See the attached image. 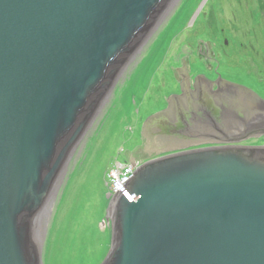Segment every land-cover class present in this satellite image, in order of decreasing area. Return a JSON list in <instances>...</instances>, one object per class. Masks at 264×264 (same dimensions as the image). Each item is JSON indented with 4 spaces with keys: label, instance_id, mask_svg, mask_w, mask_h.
Instances as JSON below:
<instances>
[{
    "label": "water",
    "instance_id": "water-1",
    "mask_svg": "<svg viewBox=\"0 0 264 264\" xmlns=\"http://www.w3.org/2000/svg\"><path fill=\"white\" fill-rule=\"evenodd\" d=\"M170 2L173 10L180 0H0V264H43L48 209L65 166L144 33L169 20ZM199 77L205 86L209 73ZM210 79L232 100L254 95L253 111L264 115L258 87ZM182 87L192 89L189 61ZM163 115L144 120L141 146L123 153L129 162L144 157L145 124ZM207 118L187 115L189 127L162 139L190 143L212 129ZM260 137L264 123L212 147L156 146L169 150L130 163L132 177L113 199L105 194L111 229L101 264H264V143L239 145Z\"/></svg>",
    "mask_w": 264,
    "mask_h": 264
},
{
    "label": "rangeland",
    "instance_id": "rangeland-1",
    "mask_svg": "<svg viewBox=\"0 0 264 264\" xmlns=\"http://www.w3.org/2000/svg\"><path fill=\"white\" fill-rule=\"evenodd\" d=\"M201 1L207 2L199 10ZM177 10L176 18L168 20L163 31L159 32V26L157 34L154 32L157 41L151 40L143 46L139 58H132L122 69L113 88L114 96L96 113L73 150L56 191L45 241L40 242L43 264L54 261L61 264L65 257L67 241L62 242L66 236L63 223L78 194L81 179L86 178L98 197L100 213L96 223L105 239L100 257L92 258V250H87L81 264H101L109 249L111 229L106 219L108 201L104 199L106 170L114 159L130 164L124 151L131 152L141 146L144 120L166 109L168 96L182 93L179 91L181 67H187V61L192 86L199 87V80H192L209 73V79L230 77L256 86L264 97V0L261 5L256 0H186ZM224 38L228 47L223 45ZM197 49L206 50L207 59ZM248 144L257 145L253 141ZM75 218L80 221V215ZM75 255L76 252L72 253Z\"/></svg>",
    "mask_w": 264,
    "mask_h": 264
},
{
    "label": "flooded vegetation",
    "instance_id": "flooded-vegetation-1",
    "mask_svg": "<svg viewBox=\"0 0 264 264\" xmlns=\"http://www.w3.org/2000/svg\"><path fill=\"white\" fill-rule=\"evenodd\" d=\"M256 1H259L261 5V0H256ZM204 2H207V1H201L199 7H201ZM256 6H258V3L256 4ZM219 33L223 35V30H220ZM223 45L224 47H228V42L225 38L223 39ZM199 50L200 49H197V51L200 52V54L204 56L205 59H207V55L204 53L206 50H204L203 52ZM201 79L202 78L197 77L196 79H193L192 82L199 80L200 81L199 83L202 86L203 81H201ZM225 84H228V83H225ZM219 85L220 84L218 81L209 79L208 82L205 83V86H202V88L204 87L203 88L204 91L202 89L198 90L199 87L198 86L196 87L195 85H193L191 90L185 89V87H182L181 94L184 95L182 98H181V94L179 95L172 94L170 99L167 101V103L169 104L168 110L163 111L165 109L163 108L162 112L164 113V115L162 117L159 116L161 122H158V121L151 122L150 124L148 123V124H145L144 126L146 135L145 137H143L144 144L141 149L142 150L141 152L144 154V157L143 158H140V157L132 158L130 163L135 162L137 165H139L149 159L156 157V156L152 157L151 155L153 154L160 155V153L162 154L165 151L169 150V149H162L160 151H156V148H157L156 146H158L159 148L160 146L170 144L168 145V147H170L171 145H174L175 148H185V149L186 147L188 148L189 147L199 148V147H209V146L212 147V146H216V144H219L224 139L234 138L236 135L239 134V132L246 131L247 128L250 129L256 125L261 126L262 123H264V115H261L253 111L257 103L254 95L247 92V93H244V96H241L242 98H237L235 100H232L229 98L227 94L217 89L219 88ZM214 89H217V90L214 91ZM197 90L199 93H197ZM179 91H180V88H179ZM203 92L204 94H202ZM217 98H219V100L222 101V104H220L219 101L216 102ZM176 100L179 101V105H178V108L174 109V104L176 103ZM169 102H171V104ZM230 108H233V109L231 110ZM246 108L251 110V112H248L249 114L247 115V119H245L246 114L244 113ZM203 113L206 114L208 117L207 123H209L210 119H212V121L214 120V124L212 125V129H210V125H209L210 123L207 124L208 127L206 131L201 132L199 135L193 136V138H196L194 139V141L183 145L181 143L182 142L181 140H180L181 142L179 140L177 141L175 140L174 142V139L171 140L169 137H168V140L165 138L162 139V135L163 136L166 135L167 132L171 136L170 132L171 131L175 132L176 128L182 130L184 126L189 127L190 126L189 124H185L183 122V119L187 117V115H188L190 122L191 121L195 122V118L197 116H201ZM228 115L233 116L231 117V120L227 118L226 121H223L224 118H226ZM242 116H245V117H242ZM218 117L220 118L224 117V118L223 120H220ZM177 118L181 121L177 122ZM179 122L183 124V127L181 126V124H179ZM216 124H217L216 127H220L218 129H223V131L226 134L224 135L217 134L214 131L215 129L214 125ZM192 125L193 124H191V126ZM250 141L256 142V144L264 143V139L260 137V138H250L248 140L242 141L239 143V145H251V144H248V142ZM172 142H174V144ZM174 147H172L171 150L175 149Z\"/></svg>",
    "mask_w": 264,
    "mask_h": 264
},
{
    "label": "bare ground",
    "instance_id": "bare-ground-1",
    "mask_svg": "<svg viewBox=\"0 0 264 264\" xmlns=\"http://www.w3.org/2000/svg\"><path fill=\"white\" fill-rule=\"evenodd\" d=\"M170 1H173V0H170ZM167 6L168 7H166V10L168 9V12H170L169 17H168L169 21L174 20L177 16V13H178L177 9H179V7H174L173 10H171L170 7L172 6V2H170V4L168 3ZM163 13L164 11L162 12L161 15H163ZM159 19L160 18H158L154 22L153 27L148 28L147 31L144 33L143 35L144 46L147 43H149L151 40H152L151 42L157 41L158 35L155 37L157 33L155 32L156 34H154V31L155 29H157V27L160 26L161 21ZM165 26H166V23L161 25L159 32L162 29L164 30ZM142 48L139 49V47L137 46L134 49V52L131 56H133V58L138 57L143 50ZM141 60L142 59H140L137 62V64L140 65ZM260 89L263 91L261 87ZM112 93H114V90ZM113 96H114L113 94L111 96L107 95L106 99L100 105L101 108H103L106 105V102L108 101V99H111ZM138 101H142V100L138 99ZM91 124H92V121H89V123L87 124V128ZM84 136L85 135H83V137ZM122 167H124V164L121 161L114 159V161H111L109 167L106 170L105 178L107 174L108 175L111 174V177H113L114 179L119 178V176L124 172V170L121 169ZM135 169H136V166L133 165L132 171L134 172ZM127 181H125V183ZM125 183H122V186ZM105 186H106V183H105ZM94 191H95L94 187L90 183L89 178L81 179V182L78 188V194L76 195V198L72 200V204L70 208L68 209L66 219L64 220V223H63V226H64L63 234L66 236L62 238V242L65 243L67 241V245L65 246V249H64L65 257L61 259V264H64V262H66V264H81L82 258H84L83 255L84 253H86L87 250H90V251L92 250V256H91L92 258L100 257V254L104 248L105 234L101 233L99 228L97 227L96 220L98 219V216L100 213V206L98 202L96 203V199L98 200V197H96ZM99 201L103 203L102 199ZM101 203L100 205L103 206V204ZM52 207L53 206L49 207L48 209L49 212L50 210H52ZM81 213H82V217H81ZM79 215H80V218H79ZM76 216L79 218L80 220L79 222L75 221ZM59 229H61V227H59ZM61 232H62V229H61ZM75 252H76V255L72 256V253H75ZM53 264H58V262L54 261Z\"/></svg>",
    "mask_w": 264,
    "mask_h": 264
},
{
    "label": "built area",
    "instance_id": "built-area-1",
    "mask_svg": "<svg viewBox=\"0 0 264 264\" xmlns=\"http://www.w3.org/2000/svg\"><path fill=\"white\" fill-rule=\"evenodd\" d=\"M123 164L124 167H122L121 169H123L124 172L119 176V178L114 179L113 177H111V174L106 175V194L109 195V197L112 199L122 187V183H125V181L129 180L133 173L131 164Z\"/></svg>",
    "mask_w": 264,
    "mask_h": 264
},
{
    "label": "trees",
    "instance_id": "trees-1",
    "mask_svg": "<svg viewBox=\"0 0 264 264\" xmlns=\"http://www.w3.org/2000/svg\"><path fill=\"white\" fill-rule=\"evenodd\" d=\"M184 2V1H183ZM182 2V3H183ZM182 3L178 6L179 7V9L181 8V6H182ZM104 199H105V195H104ZM106 202H107V200H106Z\"/></svg>",
    "mask_w": 264,
    "mask_h": 264
}]
</instances>
